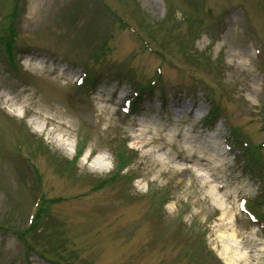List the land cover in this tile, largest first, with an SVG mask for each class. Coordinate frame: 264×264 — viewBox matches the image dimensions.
Segmentation results:
<instances>
[{
  "label": "rangeland",
  "instance_id": "obj_1",
  "mask_svg": "<svg viewBox=\"0 0 264 264\" xmlns=\"http://www.w3.org/2000/svg\"><path fill=\"white\" fill-rule=\"evenodd\" d=\"M228 260L264 264V0H0V264Z\"/></svg>",
  "mask_w": 264,
  "mask_h": 264
},
{
  "label": "bare ground",
  "instance_id": "obj_2",
  "mask_svg": "<svg viewBox=\"0 0 264 264\" xmlns=\"http://www.w3.org/2000/svg\"><path fill=\"white\" fill-rule=\"evenodd\" d=\"M21 98V97H20ZM13 117H15V116H13ZM46 125H50V126H52L51 124H57L56 123V121L53 119V118H48V121H46ZM40 132H42V130H40ZM58 141H56V143H57ZM206 143H210V145H211V141H207ZM210 145L208 146L207 145V149H209V147H210ZM221 148V147H220ZM219 148V149H220ZM221 153H222V151L220 150V155L219 156H222L221 155ZM104 158H102L101 159V157H98V162H96V164L94 165V169H102L103 167H104V163H101L102 161L101 160H103ZM97 161V160H96ZM200 162V161H199ZM221 163L219 164V165H221V166H223L226 162L225 161H220ZM219 179H218V177H216V180H215V187H214V190L215 191H218V192H220V191H222L223 190V186L222 185H219ZM218 183V184H217ZM214 191V192H215ZM214 192H212L213 193V195L215 196V198H214V200H215V202H218V196L214 193ZM222 206V205H221ZM226 251H222V253H220V255H219V257L221 258V259H226L227 257H226V253H225ZM227 263L228 264H233V261H231V260H228L227 261Z\"/></svg>",
  "mask_w": 264,
  "mask_h": 264
}]
</instances>
